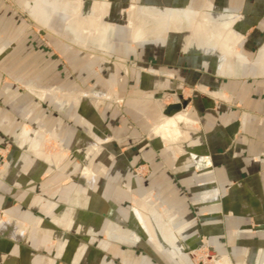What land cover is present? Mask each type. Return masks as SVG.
<instances>
[{
  "label": "rangeland",
  "instance_id": "1",
  "mask_svg": "<svg viewBox=\"0 0 264 264\" xmlns=\"http://www.w3.org/2000/svg\"><path fill=\"white\" fill-rule=\"evenodd\" d=\"M1 1L12 7L16 6L19 15L29 14L25 5L20 2ZM76 1L78 0H65L68 14L65 24L51 21V28L48 30L38 24L44 23L43 20L40 21L36 15L35 19L27 15L25 19L28 31L38 37L45 52L42 54L38 50L19 49L18 53L20 57H24V64L19 67L21 69L18 77L11 78L3 73L2 86L10 83L17 93L10 101H4L5 97L0 99V189L3 191L0 196L2 202H11L17 212L15 209L10 210L8 205V209H4L6 205L3 203L0 221L6 222L9 219V211L15 213V217L22 221L28 217L26 212H32L37 218L45 220L57 217L61 208L47 206L46 200L60 204L65 202L67 208L80 207L82 213L86 207H98L104 203L106 209L97 212L96 218H106L104 220L111 222L114 234L137 243L129 248L130 264H173L170 258L162 254L154 257L152 247L147 242L148 238L154 239L155 234L162 232L167 237L173 236L175 245L179 244L184 249L195 248L198 238L183 241L181 232L174 229L173 224L184 220L185 212H191L193 218L187 224H190L189 228L197 234L203 228V220L210 216L208 211L199 214L197 208L192 205V196L186 190V187L190 188L191 185L181 184L175 176L176 168L183 171L185 167H175L167 148L170 147L177 153L182 152L179 156L187 155L191 150L203 149L201 134H197L199 139L196 143L184 139L179 146L176 133L177 128L184 126V112L196 96L191 92V84L188 85L190 87L185 86L186 91H182L178 84H175L178 89L174 88L171 78H163L158 88H149L143 93L138 79L144 73L150 75L155 69L162 70V74L168 76L170 70L187 72L191 67L159 65L157 57H164L170 46L176 50L192 38L193 25L185 20L183 23H167L162 15H156L155 12L154 17L147 16L140 9L156 8L144 4L142 0H80L82 4L78 13L73 11L77 6ZM100 4H103L101 8ZM131 7L133 11H130ZM131 12L132 14H128ZM195 12H202V9ZM93 17H97V22L102 23L101 26L100 23L94 25ZM139 18L146 21L150 30L157 29V37L153 34L149 36V40L154 41L153 45L130 42V25L133 23L136 28ZM93 26H99L103 31L107 29L106 26L110 27L113 33L109 32L107 41L102 43L98 37L99 33L95 32V28H91ZM161 41H164V44ZM160 47L164 48L160 50ZM35 70H38V75L35 74L32 84L28 80ZM198 71V78L193 81L195 89L199 86L196 82L200 80L201 71L211 77L208 67H199ZM244 84L250 85L251 82L242 83L243 86ZM172 89L177 92L173 93L170 91ZM76 100L79 103H76ZM176 103H180L182 108L171 115H165L164 110ZM220 103L223 102L217 98L216 105ZM216 105L212 108L214 112L217 111ZM229 105L235 107L233 103ZM145 106V116L141 113L138 116V109L141 110ZM217 116L218 114L212 113L210 122L215 121ZM167 120L174 121L169 131L175 136L164 135ZM76 121L79 122L78 125ZM239 131L240 135L243 134ZM152 132L153 136L161 137H153ZM24 137L29 139L28 146L25 143L18 145V141H22ZM36 140L40 142L37 148L50 159H42V156L29 149V144ZM15 141L17 144L14 146ZM225 150L229 156L234 153L233 146L226 147ZM26 155L39 160L35 164L34 174L26 176L23 169V172H18V177L10 182L9 170L16 166L19 169L27 159ZM195 161L198 166L206 165L202 160ZM258 161L262 162L260 159ZM168 178L172 179L176 188L169 186ZM214 182V187H218L216 179ZM133 184L135 187L130 189ZM92 185L95 188L91 197L85 190ZM192 185L197 187L196 184ZM107 186V193L104 191L100 195L103 187ZM78 187L83 190L75 196L74 190ZM208 199L211 200L212 196ZM185 205L189 209H186ZM176 206L183 207L177 211ZM202 215H206L205 218ZM84 217L92 218L90 214ZM170 218L173 220L171 223ZM68 221L63 218L59 225L52 227L44 223L43 227L39 228L47 232L53 231L55 234L60 232L61 236L71 235L64 249L65 252H73L75 229ZM222 221L226 229L232 220L225 218ZM181 226H186V223ZM252 226L255 227L254 224ZM107 228L105 224L97 229L99 239H106ZM47 232H43L44 235L35 232L31 239L34 260L37 259V250L44 251L45 255L47 252L50 255L57 252L58 241L55 239L49 242ZM201 242L220 252L216 264H234V259L228 255L229 250L225 246L221 248V244ZM11 244L13 242L0 239V252L12 253L16 248ZM115 244L121 248V244ZM86 249L87 252L82 255V264H102L106 259L100 246L89 247L87 244ZM89 250H98L99 254L90 258ZM207 252L206 248L195 249L194 252L191 249L190 254L196 255L193 261L191 256L182 257L176 264H214L215 258L209 260ZM182 255L186 257L184 253ZM121 256L122 254L116 251L113 259L119 262ZM73 262L72 257L67 259V264ZM57 264H64V261L58 259Z\"/></svg>",
  "mask_w": 264,
  "mask_h": 264
},
{
  "label": "crops",
  "instance_id": "2",
  "mask_svg": "<svg viewBox=\"0 0 264 264\" xmlns=\"http://www.w3.org/2000/svg\"><path fill=\"white\" fill-rule=\"evenodd\" d=\"M14 1L24 4L26 12L29 13L27 15L30 17L34 18V15H36L40 21L43 20L44 23H37L47 30L51 28V21L54 22L55 20L65 24L68 18L65 0ZM76 2L77 6L73 11L78 13L82 2L80 0ZM142 2L156 8L155 10L140 9L147 16L154 17L155 12L156 15H162L166 22L178 21L183 23V20H185L193 25L192 38H189L176 50L170 46L164 57H157L159 65L191 67L187 72L170 70L168 76L163 75L162 70L155 69L150 75L144 73L138 79L143 93L148 91L149 88H154V90L158 88V84L161 85L163 78H171L170 80L174 81V86L178 84L182 91H186L185 86L190 87L188 85L191 84V92L195 93L196 96V99L192 100L191 105L193 106L189 105L184 112L186 117V120L182 121L184 126L177 128L176 133L179 138V146L184 139H187L190 143H196L199 139L198 135L201 134L200 137L204 144L203 149L191 150L188 153L185 152L187 155L179 156L182 152L177 153L176 150L170 147L167 148L170 150L175 167H185L183 171L176 168L175 176L179 178L181 184L191 185L190 188L186 187V190L193 198H191L192 205L197 208L199 214L208 211L210 216L203 220V228L197 234H195V230L189 228L188 225L190 224H187L193 218L191 212L190 214L185 212L184 220L174 223L173 228L181 232L183 241L198 238V241H208L214 245L221 244V248L225 246L229 250L227 251L228 255L233 257L234 264H264V0H142ZM105 5L107 6V4ZM101 6L103 4H100L99 8ZM16 8V6L12 7L0 0V99L5 97L4 101H8V99L10 101L12 96L17 93L10 83L2 86V80L3 73L11 78L18 77L17 75L21 69L19 67L24 64L22 61L24 57L19 56L18 50H38L42 54L45 52L38 37L28 31L29 27L25 19L27 15L23 13L19 15ZM201 9L202 12H195ZM133 10V7H131L130 11ZM128 14H132V12ZM232 16L234 17L230 25L232 31L228 33L232 39L229 40V44H221L222 33L225 34V31L219 26L228 24ZM97 17H93L94 21L90 18L95 23L94 25L100 23V21L97 22ZM138 21L136 28L133 27V23L130 25V42L153 45L154 41H150L149 36L153 34L157 37V33H155L157 29L150 30L146 21L142 18H139ZM204 22L207 23V26ZM60 25L62 24L60 23ZM107 26L105 31L99 26L91 27L95 28L96 33H99L98 37L102 43L107 41L109 32L113 33V30ZM199 26H201V29L198 28ZM203 26L206 27L208 33L205 32ZM161 42L164 44V41ZM163 48L160 47V50ZM7 51L10 52L5 55ZM199 67H208L211 77L206 76L201 71L200 80L196 82L199 86L195 89L193 88L195 85L193 81L198 78ZM37 72L38 70L33 71L31 79L28 80L32 84L34 83V76L38 75ZM245 82H251V84H244L243 86L242 83ZM174 88L178 89L177 86ZM174 90L170 91L177 92V90ZM217 98L223 103L216 105ZM230 103L235 104V107L229 105ZM214 105L217 106L215 112L212 110ZM146 110V106L141 110L138 109V116L141 113L144 117ZM212 113L218 114L217 122L216 120L210 122ZM138 118L140 119V117ZM77 121L78 125L79 122ZM172 123L174 124L173 120H167L165 123L164 135L166 137L174 135L169 131ZM0 127L2 128L1 121ZM239 130L243 134L240 135ZM25 132L27 135V131ZM72 136L76 135L72 134ZM156 136L161 137L160 135ZM28 141L29 139L26 140V137H24L22 141H18V145L19 143L20 145L25 143L28 146ZM13 143L14 146L17 144L16 141ZM39 143L37 140L31 142L29 149L35 153L36 151L40 152L41 150L37 148ZM229 146L234 147L232 156L227 155L225 150ZM26 158L19 169L16 166L9 170L10 182L16 178L18 172H23V169H25L26 176L34 174L35 164L39 160L33 157L29 158L27 155ZM41 158L50 159L44 152ZM196 159L202 160L204 164L206 162V165H196ZM1 175L2 171L0 170V177ZM133 179H135V176H133ZM214 179L218 183L216 188L213 184L215 183ZM167 180L169 186L173 187L172 179L168 178ZM192 183L196 184L197 187L195 188ZM108 187H103L105 190H101L99 194L101 195L104 191L107 193L106 189L108 190ZM134 187L133 184L130 189ZM87 188L85 192L90 193L92 197L95 187L92 185ZM82 190V187L75 188V196L77 193H81ZM176 192L179 193L177 190ZM1 193L3 191L0 189ZM209 196H212L211 200L208 199ZM2 200V196H0V209H3L2 204L4 203L6 205L4 209H8V206H10V210L15 209L17 212L16 207H12L11 202L6 204L7 201L2 202ZM46 203L47 206L61 208L57 213L58 216L50 218V220L48 218L49 221L37 218L32 212H26V215H28L26 220H18L15 213L11 211H9V216L6 214L9 218L6 222L0 221V239L13 242L11 245L16 248L10 254L0 252V264H57L58 259L67 264V259L71 257L74 259L73 264H82V255L87 252V244L89 247L90 245H96L102 248L105 253L103 257L106 258L102 264H130L129 248L137 243L129 238L114 234L112 224L111 222L108 223V220H104L106 218H96V213L105 210L106 204L101 203L98 207L95 205L89 208L86 207L82 213V208L76 206L67 208L65 202L60 204L46 200ZM182 207H177V211L181 210ZM184 207L189 209L187 205ZM31 210L33 211V208ZM89 214L92 218L84 217V215ZM205 216L202 215L204 218ZM63 218L69 220V224H72L75 229L73 252H65L64 249L66 242L70 241L71 235L63 234L61 236L60 232L55 234L53 231L47 232V230L39 228V226L43 227L44 223L49 226L52 225V227L59 225ZM225 218L232 220L233 224L236 222L237 224L233 225L231 221L225 229L222 221ZM172 221L170 218V223ZM184 223H186V226H181ZM105 224L108 227L106 239H99L97 229ZM253 224L255 227L252 226ZM21 227L25 228V231ZM3 232L4 234H2ZM30 232H32L31 235ZM35 232L43 235V232H47L49 242L56 239L58 241L57 252L52 255L47 252V255H45L44 251L37 250L36 257L38 260H34L31 239ZM172 240L174 241L173 236L167 237L164 233L158 232L155 234L154 239L150 237L147 242L152 247L154 257H157V254L163 255L170 258V262H173V264L178 263L179 258L191 256V249H184L179 244L175 245ZM144 242L146 243V241ZM115 243L121 244V248L120 245ZM17 247L21 249L17 250ZM116 251L122 254L119 262H115L113 259ZM89 252H91L90 258L99 254L98 250H89ZM183 253L186 257L182 255Z\"/></svg>",
  "mask_w": 264,
  "mask_h": 264
},
{
  "label": "water",
  "instance_id": "3",
  "mask_svg": "<svg viewBox=\"0 0 264 264\" xmlns=\"http://www.w3.org/2000/svg\"><path fill=\"white\" fill-rule=\"evenodd\" d=\"M181 99V96H180ZM182 108L180 103H176L173 105H169L165 110H164V114L165 115H171L172 113H174L175 111H179ZM1 161V158H0ZM202 248H206L207 249V258H209V260H213V258H215V262L214 264H216L217 259L220 257L219 251L217 249H215L213 246L211 245H206L204 243H202L201 241H198V244H196L195 248H191L193 250V252L195 251V249L200 250ZM193 255H191V260L193 261V259L195 258V253H191ZM202 264V263H200Z\"/></svg>",
  "mask_w": 264,
  "mask_h": 264
},
{
  "label": "bare ground",
  "instance_id": "4",
  "mask_svg": "<svg viewBox=\"0 0 264 264\" xmlns=\"http://www.w3.org/2000/svg\"><path fill=\"white\" fill-rule=\"evenodd\" d=\"M232 19H234V17L232 16L231 17V20H230V22H228V24H223V25H220L219 27H221V29H223L224 31H225V34H223L222 33V35H223V37H222V39H221V44H224V43H228L229 42V40H231L232 39V37L230 38V35L228 34L230 31H232V27H230V25H231V23H232ZM205 23V22H204ZM203 25V24H202ZM205 26H207V23H205ZM205 26H203V29H205V32L206 33H208L207 31L208 30H206V27ZM198 28H200L201 29V26H199ZM212 30V29H211ZM222 30V31H223ZM221 31V32H222ZM229 44V43H228ZM79 99V98H78ZM81 99V98H80ZM77 101V100H76ZM82 101V100H81ZM96 101V100H95ZM76 103H79L78 101L76 102ZM170 119V118H169ZM173 124V123H172ZM35 150H37L36 148H34ZM36 153L37 154H39V156H42V153H41V151L40 152H37L36 151ZM143 214V213H142ZM141 214V215H142ZM143 217V216H142Z\"/></svg>",
  "mask_w": 264,
  "mask_h": 264
}]
</instances>
